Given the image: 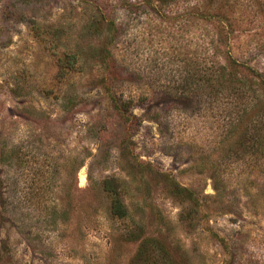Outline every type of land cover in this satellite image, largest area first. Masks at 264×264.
I'll use <instances>...</instances> for the list:
<instances>
[{"label":"rangeland","instance_id":"1","mask_svg":"<svg viewBox=\"0 0 264 264\" xmlns=\"http://www.w3.org/2000/svg\"><path fill=\"white\" fill-rule=\"evenodd\" d=\"M263 77L264 0H0L4 264H264Z\"/></svg>","mask_w":264,"mask_h":264},{"label":"trees","instance_id":"2","mask_svg":"<svg viewBox=\"0 0 264 264\" xmlns=\"http://www.w3.org/2000/svg\"><path fill=\"white\" fill-rule=\"evenodd\" d=\"M238 65H242L239 64L237 62H233V67H236ZM224 68H218L216 69V72L222 76V72H223ZM254 76L256 78L260 77L259 73H256L254 71H251ZM262 83L264 85V77L262 78ZM233 95H236L237 99L242 100L244 102V109H243V113L242 115H239V120L237 123L241 122V117L244 118V116L246 115V109L250 108L251 113V117L255 116V113H253L255 107L259 106L261 104V106L259 108H261V112H262V117L261 119L258 120H252L251 122V131L248 132V130L241 134L238 133V139H264V97L262 98V101L259 99V97H257L255 95L256 90H254L252 88V86H247L244 83H240V85L237 86H233L232 90H231ZM113 100V106L115 109H117L118 113L123 116L125 113V110H122L120 106H117V100H115L114 98ZM123 106V105H122ZM237 124H232V130L230 132L235 133L236 132V128ZM248 132V134L246 133ZM249 135V136H248ZM247 136V137H246ZM255 146L252 145V148H254ZM261 147L264 148V143L261 144ZM2 185L3 182L1 181V176H0V221H1V216H3V205H4V196L6 195L5 191H2ZM102 190L105 193V195L107 196V199L109 201V213L110 216L113 219H125L127 217V210L121 200V183L119 182V180L114 179V178H108V179H103L102 181ZM176 193L177 194H181L184 198H188L190 200H192L193 197V193L187 189H183V188H175ZM19 201V198L17 199ZM13 202L14 198H13ZM19 204V203H18ZM132 234V232H131ZM132 237V235L130 236V238ZM133 238V237H132ZM151 240L148 239L146 241H143L142 245H141V249L137 252V254L134 256L132 263H138L141 261L144 262V264H161L160 259L158 258V254L159 252H163L164 249L162 247V245L156 243V245L154 246L152 243L150 242ZM1 251V250H0ZM1 254V252H0ZM6 258H2V256L0 255V264H4Z\"/></svg>","mask_w":264,"mask_h":264}]
</instances>
